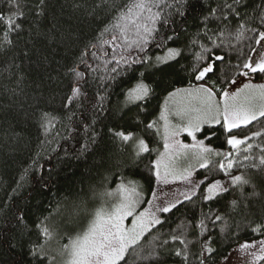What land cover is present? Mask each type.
I'll use <instances>...</instances> for the list:
<instances>
[{"label": "snow or ice", "instance_id": "obj_1", "mask_svg": "<svg viewBox=\"0 0 264 264\" xmlns=\"http://www.w3.org/2000/svg\"><path fill=\"white\" fill-rule=\"evenodd\" d=\"M250 3L251 0H93L89 9L85 0L73 5L77 10L83 9L101 27L79 55L62 65V70L55 76L48 75V80L62 92L60 107L63 115L37 109L36 121L45 137L41 142L43 153L49 159L62 161L101 152L96 162L103 167L111 160L113 150L124 153L130 145L132 154L127 162H116L119 168L132 171L156 152L157 158L147 166L156 183L167 185L179 180L187 188L162 194L152 191L151 199L145 200L143 185L127 179L120 171L117 188L101 194L116 202L98 208L86 230L69 237L68 243L62 246L61 255L67 253L68 256L66 264H128L126 257L130 250L136 258L149 264H167L172 258H179L181 264H189L194 244L201 248L197 256L199 264H208L217 252L212 246L213 229L219 227L220 234L229 233L228 214L238 210L241 204L247 208L250 200L260 196L251 172L264 173V84L246 83L241 88L237 80V76L264 74V0L255 4L254 14H249ZM196 4L200 5L198 11ZM25 7V0H0V52L14 49L24 32L23 21L28 16ZM33 9L36 17H44L48 0H32L29 12ZM190 13L193 14L191 20ZM192 24H195V31L191 30ZM55 28L53 24L48 33L37 32V35L45 36L51 43L57 39L52 34ZM181 36L187 38L182 47L168 46L169 42L179 41ZM254 37L256 47L249 45L252 54L237 47L240 42ZM79 38V34L71 30L60 33L61 42L69 45ZM152 48H165L166 54L153 57L149 54ZM233 52L236 53L235 64H232ZM186 54L191 56L187 66L180 63ZM21 55L30 58L31 52L24 50ZM10 60L8 68H20L13 57ZM137 65L144 71L139 72L135 85L122 93L125 99L115 111L121 120L133 113L129 119L140 131L114 125L107 128V133L99 132L96 125L101 117L108 119L113 115L114 110L109 107L112 90L129 73L135 74ZM174 65H179V70L187 73L190 81L203 83L195 86L190 83L188 87L168 91L158 119L141 120V115L156 98L155 83L150 78ZM232 86H236L235 90ZM55 98L53 95L52 99ZM254 122L262 126L243 136L237 134V131L249 129ZM215 126L226 134V150L206 143L216 135L215 131L198 139L197 134H203L205 127L211 130ZM182 133L194 143L181 141ZM105 135L110 145L106 153L101 143ZM155 136H161L163 152L151 147ZM22 139L17 136V140ZM61 140L65 143L75 140L78 148L74 152L64 149ZM41 158L33 160L25 169V175L35 170L38 173L35 182L41 189H47L52 182V169L40 165ZM192 160L202 169L222 173V178L192 179L193 165L187 163ZM184 163H187L186 167ZM45 171L48 172L47 179ZM126 179L127 183L124 182ZM202 185L205 186L201 190ZM246 186L252 188L250 193H245ZM21 187L23 185L18 184L13 191L18 192ZM229 195L233 198L227 201L225 209L218 208L217 205ZM8 203L6 201V207ZM145 203L148 206L138 211ZM187 205L192 207L194 215L189 217L185 213L179 225L162 232L161 229L171 224V216ZM11 207L16 210L10 216L0 210V242L11 237L9 247L24 250L29 258L27 264H52L54 257L47 251L52 231L45 223L49 216L37 218L30 227L24 207L15 203ZM78 214L77 210L75 215ZM129 217L131 224L126 226L125 220ZM72 218L73 213H70L69 219ZM217 221L222 224L217 225ZM251 231L264 234V223L252 227ZM146 234H151V239L145 248L140 242ZM231 236L238 238L239 233L232 232ZM257 244L259 250L250 251ZM244 255L250 259H243ZM260 260H264V239L238 243L237 248L221 258L220 264H256Z\"/></svg>", "mask_w": 264, "mask_h": 264}, {"label": "trees", "instance_id": "obj_2", "mask_svg": "<svg viewBox=\"0 0 264 264\" xmlns=\"http://www.w3.org/2000/svg\"><path fill=\"white\" fill-rule=\"evenodd\" d=\"M82 2L85 0H48L47 14L38 18L34 15V9L29 12L32 0H25L27 7L24 8V11L28 13V16L23 21L24 32L17 39L14 49L0 52V210L6 211L10 216L12 211L16 210L11 207L12 203L24 207L30 227L37 218L49 216L45 223L52 231V235L57 237L60 246L67 244L69 237H74L86 230L94 212L102 204L100 202L101 194L105 190L111 191L117 187L119 182L117 177L120 171H123L127 179L144 184L148 193H151L155 186V176L148 172L147 166L157 158L156 152H153L151 157L143 159L138 168L132 171H129L128 168L121 169L116 163L118 160L125 162L129 160L132 154L130 145L124 153H117L113 150L111 160L103 167L96 162L98 156L102 154L101 152L89 154L80 159L68 158L62 161L56 158L49 159V156L43 153L41 142L45 137L36 121L37 109L43 108L63 115L60 107L62 92L48 80V75L50 73L55 76L57 71L62 70V65L69 63L79 55L80 50L93 39L101 27L96 20L87 16L83 9L77 10L73 6L75 3ZM259 2L260 0H251L249 14H254L252 9ZM92 3L93 0H86V6L89 9ZM195 8L198 11L200 5L196 4ZM192 15V13L189 14V20L192 19ZM53 24L56 25V28L52 30V34L57 38L55 41L50 43L45 36L37 35V32L48 33ZM69 30L79 34L80 37L71 45L61 42L60 39V33H67ZM191 30L195 31V24H192ZM248 35L254 36L253 33H248ZM0 36H2V32H0ZM186 42L187 38L181 36L179 41L169 42L168 46L182 47ZM249 45L256 47L255 37L252 40L240 42L237 47L242 48L246 54H252ZM24 50L31 52L30 58L21 55ZM165 52V48H152L149 54L154 57L161 56ZM231 55L232 64H235L237 62L236 53L233 52ZM10 57L15 59V63L20 65V68H8L11 63ZM44 57H47V60ZM190 61L191 56L186 54V58L181 59L180 63L187 66ZM136 67L135 74L129 73L112 90L109 107L113 108V115L108 119L101 117L96 125L99 132L107 133V128L114 125H123L126 130L140 131L129 119L133 113H128V116L121 120L120 114L115 111V108L125 99L122 93L134 86L139 72L144 71L139 65ZM21 76L23 79H20ZM240 78L237 76V80ZM150 80L155 83L156 98L151 101L146 113L140 117L146 122L158 119L164 97L167 96L168 91L188 87L190 83L192 86L203 83V81L194 79L190 81L187 73L179 70V65H174L164 73H156ZM254 80L263 82L264 74H254ZM66 83L65 81V85ZM61 87L64 88V91L67 90L65 86ZM53 95L56 96L54 100L52 99ZM261 126L254 122L249 126V129H245L243 132L237 131V134L243 136L248 134L249 130L255 131ZM57 128H61V125L57 124ZM61 131H63L62 128ZM209 131H215L216 135L206 143H211L217 149L226 150V134L219 126H215L211 130L205 127L203 134L197 135L198 139H202ZM17 136L23 137V139L17 140ZM152 140L151 147L159 149L161 146L160 136H155ZM101 143L106 153L107 148L110 147L107 135L103 137ZM61 144L64 149L73 150V152L78 148L75 140H70L67 143L61 140ZM61 156H63V150H61ZM38 157H43L39 159L40 165H43L45 169H52V182L47 189H41L40 185L35 182V177L38 175L35 170L25 175V169H28L33 160ZM44 175L47 179L48 172L45 171ZM205 176L211 180L220 179L223 174L201 168L195 172L194 178L198 181L205 179ZM251 176L260 196L250 200L247 208L241 204L238 210L228 214V223L231 225L229 233L220 234L219 227L213 229L214 243L212 246L217 249V252L214 254V259H209L208 264H219L221 258L232 251L238 243H243L246 240L264 239V234H254L251 231L252 227L264 223V173L251 172ZM207 183L206 180L205 185ZM18 184H22L23 187L19 188L18 192H14L13 190L17 189ZM205 185L201 186V190ZM244 191L246 194L250 193L252 188L246 186ZM10 196L12 197L11 201H9ZM232 198L231 195L226 196L225 200L221 201L217 207L224 210L227 201ZM6 201L9 202L8 207H6ZM77 210L79 214L75 215ZM196 211L198 212V209ZM49 213L51 214L49 215ZM70 213H73L71 220L69 219ZM185 213L191 217L194 215V210L190 205L180 207L171 216V224L166 225L161 231L167 232L170 227L175 228L180 224ZM216 223L220 225L222 221ZM237 224L240 225L239 228L236 227ZM63 231H66L64 238H62ZM232 232H238V238H232ZM32 238L35 240L36 235L34 234ZM150 239L151 234H146L140 244L146 248ZM10 243L11 237L0 242V264H21L22 261L27 264L29 258L25 251L19 247H9ZM137 250H139V246H137ZM191 252L193 256L190 257L189 264H199L197 259L201 252L199 244H194L191 247ZM126 258L128 264H149L148 261L136 258L131 250ZM167 264H181V262L179 258H172ZM259 264H264V260Z\"/></svg>", "mask_w": 264, "mask_h": 264}, {"label": "rangeland", "instance_id": "obj_3", "mask_svg": "<svg viewBox=\"0 0 264 264\" xmlns=\"http://www.w3.org/2000/svg\"><path fill=\"white\" fill-rule=\"evenodd\" d=\"M166 54V52L164 54H162L161 56H164ZM239 87H243L244 84L246 83H251L253 85H259V84H264V81L263 82H256L254 80V74H250L248 77H241L239 80ZM235 87L236 86H232V89L235 90ZM175 122V121H174ZM161 125H162V122H161ZM161 132H162V127H161ZM198 135V134H197ZM161 138V136H160ZM179 139L181 141H183L184 143H194L190 137H187L186 134H181ZM159 151L160 152H163V140L161 138V146L159 148ZM219 159V158H217ZM187 163H190L193 165V168H192V172H193V176H192V179L196 180L194 178V175H195V172L199 169H201L199 167V165L194 161H188ZM187 163H184L183 166H187ZM125 183H127V181H124ZM141 185H143V191H144V197H145V200L147 199H151V193L147 192V188L144 184L140 183ZM117 188V187H116ZM115 188V189H116ZM187 188V185H185L184 183H182L181 181L177 180L175 182H172V183H169L167 185H164V184H157L156 183V180H155V186H154V189L153 191H156L158 194H162V192H171V191H176V190H180V191H184L186 190ZM113 189V190H115ZM112 191V190H111ZM161 198L162 195H161ZM100 202L102 203L100 207H107L109 206L110 204H113L115 203V199L114 198H111V197H101V200ZM148 205L145 203V204H142L140 206V208L138 209V211L140 210H143L144 208H146ZM131 217H129L127 220H125V225L126 226H130L131 224ZM82 226V225H81ZM66 237V231L62 232V238ZM262 239V238H260ZM260 239H254L256 241L260 240ZM253 241V240H251ZM249 241V242H251ZM237 248V246L235 247ZM234 248V249H235ZM61 250H62V246L59 245L58 243V239L56 236H53L51 235V237L49 238V240L47 241V251L49 253V256L51 257H54V259L52 260V264H66V261L68 260V256H67V253H64L63 255H61ZM259 250V245L257 244V247L256 248H253V249H250V251H258ZM236 255H240V253H236ZM243 259H250V257H247L246 255L243 256ZM262 260L260 261H257L256 264H259ZM220 264V263H219Z\"/></svg>", "mask_w": 264, "mask_h": 264}]
</instances>
